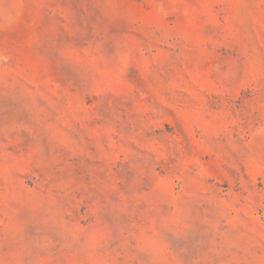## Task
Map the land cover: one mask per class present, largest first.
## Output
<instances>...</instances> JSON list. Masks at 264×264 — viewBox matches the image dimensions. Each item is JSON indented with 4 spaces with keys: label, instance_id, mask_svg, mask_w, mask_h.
Here are the masks:
<instances>
[{
    "label": "rangeland",
    "instance_id": "rangeland-1",
    "mask_svg": "<svg viewBox=\"0 0 264 264\" xmlns=\"http://www.w3.org/2000/svg\"><path fill=\"white\" fill-rule=\"evenodd\" d=\"M0 264H264V0H0Z\"/></svg>",
    "mask_w": 264,
    "mask_h": 264
}]
</instances>
